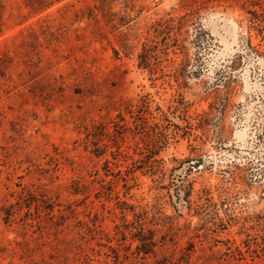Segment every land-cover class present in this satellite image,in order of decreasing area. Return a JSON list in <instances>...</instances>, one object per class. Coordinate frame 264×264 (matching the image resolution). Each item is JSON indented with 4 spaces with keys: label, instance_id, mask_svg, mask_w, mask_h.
Returning a JSON list of instances; mask_svg holds the SVG:
<instances>
[{
    "label": "rangeland",
    "instance_id": "1",
    "mask_svg": "<svg viewBox=\"0 0 264 264\" xmlns=\"http://www.w3.org/2000/svg\"><path fill=\"white\" fill-rule=\"evenodd\" d=\"M1 2L0 264H264V0Z\"/></svg>",
    "mask_w": 264,
    "mask_h": 264
},
{
    "label": "trees",
    "instance_id": "2",
    "mask_svg": "<svg viewBox=\"0 0 264 264\" xmlns=\"http://www.w3.org/2000/svg\"><path fill=\"white\" fill-rule=\"evenodd\" d=\"M3 6H2V2H1V0H0V9L2 8ZM263 256H264V248H263Z\"/></svg>",
    "mask_w": 264,
    "mask_h": 264
},
{
    "label": "water",
    "instance_id": "3",
    "mask_svg": "<svg viewBox=\"0 0 264 264\" xmlns=\"http://www.w3.org/2000/svg\"><path fill=\"white\" fill-rule=\"evenodd\" d=\"M193 165H194V166H198V165H199V163H197V162H196V163H194Z\"/></svg>",
    "mask_w": 264,
    "mask_h": 264
}]
</instances>
